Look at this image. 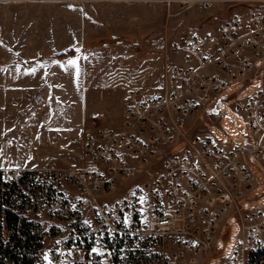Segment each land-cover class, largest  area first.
<instances>
[{
    "label": "built area",
    "instance_id": "obj_1",
    "mask_svg": "<svg viewBox=\"0 0 264 264\" xmlns=\"http://www.w3.org/2000/svg\"><path fill=\"white\" fill-rule=\"evenodd\" d=\"M211 2L182 5L199 12ZM169 48L182 61L167 90L132 91L120 128L89 133L85 164L0 167V264H200L202 254L206 264H264V205L238 203L264 185L253 174L256 161L264 176V7ZM250 70L259 85L237 106L243 139L186 131L189 115L213 109ZM230 215L240 232L223 254L216 242Z\"/></svg>",
    "mask_w": 264,
    "mask_h": 264
},
{
    "label": "rangeland",
    "instance_id": "obj_2",
    "mask_svg": "<svg viewBox=\"0 0 264 264\" xmlns=\"http://www.w3.org/2000/svg\"><path fill=\"white\" fill-rule=\"evenodd\" d=\"M190 1L0 0V167L85 164L89 133L120 128L132 91L167 90L169 69L181 59L170 52L172 40L215 32L231 14L264 7V0H212L207 9L191 12L182 5ZM69 49L74 53L62 54ZM70 60L77 67H67ZM258 85L256 78L246 87L231 82L217 106L223 117L213 118L212 108L196 111L187 117L186 131L197 134L204 127L223 142H239L245 125L232 95L246 96ZM253 174L264 182L256 161ZM145 175L125 180L112 194ZM263 194L264 185L258 186L238 203L263 206ZM227 223L216 242L223 254L240 232L238 215ZM208 257L202 254L200 264Z\"/></svg>",
    "mask_w": 264,
    "mask_h": 264
},
{
    "label": "crops",
    "instance_id": "obj_3",
    "mask_svg": "<svg viewBox=\"0 0 264 264\" xmlns=\"http://www.w3.org/2000/svg\"><path fill=\"white\" fill-rule=\"evenodd\" d=\"M218 27V26H217ZM217 30V29H216ZM215 30V31H216ZM212 33H214V32H212ZM197 35H201V34H197ZM177 58V57H176ZM177 60H179L180 62L182 61L181 59H178L177 58ZM253 76H254V70H250L249 72H248V77H249V79H246V80H244L243 82H244V87H246L247 85H248V82H250V80L253 78ZM241 91H238V92H236L235 94H233L232 95V97H234L235 98V100H234V109H235V111L236 112H238L239 114H240V116H241V112L240 111H238V109H237V106L240 104V103H243L244 102V99H245V96H242V97H238V94L240 93ZM221 101H223L222 100V98H221V100H220V102ZM217 106H218V104H217ZM214 113H218V115H213L214 117L213 118H215V119H217V118H221V117H223V115L221 114V112L218 110L217 112H214ZM207 132H209L206 128H202V131H201V134H204V133H207ZM22 166H24V165H22ZM26 166V165H25ZM264 195V194H263ZM263 195H260L259 197H261V196H263Z\"/></svg>",
    "mask_w": 264,
    "mask_h": 264
},
{
    "label": "snow or ice",
    "instance_id": "obj_4",
    "mask_svg": "<svg viewBox=\"0 0 264 264\" xmlns=\"http://www.w3.org/2000/svg\"><path fill=\"white\" fill-rule=\"evenodd\" d=\"M67 67H69V68H75V67H77V61L76 60H70L68 62V66ZM31 71H32V73H35L36 70L35 69H32ZM140 191H143V190L141 189ZM131 195L132 196H136L137 195V192H136L135 189L132 190ZM138 200H139V202L141 204H143L145 202V197L144 196H139L138 197ZM128 219H129L128 217H125V223H127ZM92 251L93 252H96L97 250L96 249H92Z\"/></svg>",
    "mask_w": 264,
    "mask_h": 264
},
{
    "label": "trees",
    "instance_id": "obj_5",
    "mask_svg": "<svg viewBox=\"0 0 264 264\" xmlns=\"http://www.w3.org/2000/svg\"><path fill=\"white\" fill-rule=\"evenodd\" d=\"M72 53H74L73 49H69L67 52L62 53V54H72Z\"/></svg>",
    "mask_w": 264,
    "mask_h": 264
},
{
    "label": "water",
    "instance_id": "obj_6",
    "mask_svg": "<svg viewBox=\"0 0 264 264\" xmlns=\"http://www.w3.org/2000/svg\"><path fill=\"white\" fill-rule=\"evenodd\" d=\"M218 102H220V100H218ZM218 111V108H217V105L216 106H214V108H213V112H217Z\"/></svg>",
    "mask_w": 264,
    "mask_h": 264
}]
</instances>
